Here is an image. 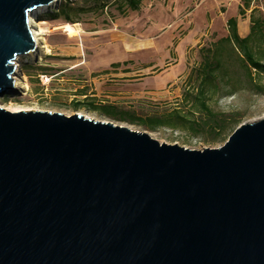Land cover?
<instances>
[{"label": "water", "instance_id": "95a60500", "mask_svg": "<svg viewBox=\"0 0 264 264\" xmlns=\"http://www.w3.org/2000/svg\"><path fill=\"white\" fill-rule=\"evenodd\" d=\"M52 1L0 0V95ZM0 264H264V118L196 151L0 108Z\"/></svg>", "mask_w": 264, "mask_h": 264}, {"label": "rangeland", "instance_id": "374dc122", "mask_svg": "<svg viewBox=\"0 0 264 264\" xmlns=\"http://www.w3.org/2000/svg\"><path fill=\"white\" fill-rule=\"evenodd\" d=\"M66 2L74 8L83 5L82 0H61L60 5ZM239 5V0H142L138 11L125 16L118 15L113 7L102 13L79 15V22L68 23L78 31V36L72 38L63 30H55L66 23L53 19L59 6L55 10L45 9L38 18L46 22L48 51L34 63L26 54L21 55L19 70L30 75L25 79L27 88L21 93L15 92L14 86L5 90L0 95V108L66 117L78 114L89 120L145 131L160 144L196 151L217 149L241 124L264 118V0H252L242 16L238 14ZM251 15L263 22L252 44L263 71L248 69L238 52L231 45H224L222 67L215 78L217 90L207 102L214 113L235 115L239 124L225 141L194 133L190 123L198 116L191 114L190 102L182 99L195 85L188 78L200 63V49L227 36L229 18H236L238 35L246 37ZM115 64L118 66L113 67ZM16 74L14 70L13 80ZM154 74L159 75L160 81L170 76L160 91L152 87V79H145ZM145 80L150 82L142 92L129 86ZM86 99L114 105L142 118L168 116L177 110L186 121L177 129L148 131L74 108V102Z\"/></svg>", "mask_w": 264, "mask_h": 264}, {"label": "trees", "instance_id": "16d2710c", "mask_svg": "<svg viewBox=\"0 0 264 264\" xmlns=\"http://www.w3.org/2000/svg\"><path fill=\"white\" fill-rule=\"evenodd\" d=\"M238 14L242 16L244 11L249 8L252 0H239ZM83 5L74 8L70 3L61 4L58 10L53 14V19H61L66 23H76L78 16L85 13H102L105 9L113 7L120 16H125L128 12H136L140 9L142 0H82ZM88 3V6L84 4ZM77 20V21H76ZM226 37L221 38L211 47L200 49V63L198 67L191 71L188 82L195 81L192 93L185 92L182 101L190 102L193 110L191 114H197L196 120L191 121V130L194 133L209 134L218 140L225 141L227 134L231 133L239 124L235 115H223L214 113L208 106L209 96L217 90L215 83L216 73L220 70L223 63L224 45L232 46L243 59L248 69L256 72H262L263 67L260 60L256 57L253 49V37L260 34L262 21L250 16V32L246 37L241 38L237 32L236 18L227 20ZM115 64L113 67H117ZM25 75L30 77L27 72ZM75 109H86L96 112L106 118L116 120L122 123L136 125L145 128L148 131H155L159 128L166 127L170 129L179 128V124L185 122L180 113L172 111L168 116L158 117H138L130 111L119 109L110 104H96L92 99L76 101L73 103Z\"/></svg>", "mask_w": 264, "mask_h": 264}, {"label": "bare ground", "instance_id": "6f19581e", "mask_svg": "<svg viewBox=\"0 0 264 264\" xmlns=\"http://www.w3.org/2000/svg\"><path fill=\"white\" fill-rule=\"evenodd\" d=\"M60 2L61 0H53L50 4L37 8L33 12V15L35 14L34 16H28V25L32 40L34 42V49L28 52L25 56H27L29 61L32 63L39 60L40 56L48 51V45L45 38L47 31L44 29L46 22L38 18V15L45 9H57L60 5ZM55 30H63V32L67 33V36L70 38L78 36V31L75 30V26L69 25L68 23L56 27ZM20 57L21 56L16 57L13 63L15 72H18L13 80L14 90L17 93H21L27 88L25 83L26 75L23 71L19 70L21 68Z\"/></svg>", "mask_w": 264, "mask_h": 264}, {"label": "crops", "instance_id": "0c3cea01", "mask_svg": "<svg viewBox=\"0 0 264 264\" xmlns=\"http://www.w3.org/2000/svg\"><path fill=\"white\" fill-rule=\"evenodd\" d=\"M153 73H156V71L155 72H153ZM170 77V76H169ZM169 77H166L165 79H161V81L159 80V75L158 74H154V76H148V77H146L145 79H152V87H154V89L156 90V91H160V89L163 87V84H164V82L165 81H167L168 80V78ZM148 82H150V81H148V80H145V81H143V82H140V83H134V84H132V85H129L130 87H136V88H139V89H136V90H139V91H143V89H145L146 87L144 86V85H148L149 83ZM108 89V88H107ZM177 91V89L174 91V92H176ZM153 93V92H152Z\"/></svg>", "mask_w": 264, "mask_h": 264}]
</instances>
